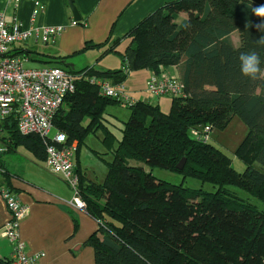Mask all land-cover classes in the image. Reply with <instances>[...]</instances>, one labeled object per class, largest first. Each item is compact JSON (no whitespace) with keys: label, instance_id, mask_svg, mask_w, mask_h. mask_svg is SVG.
<instances>
[{"label":"trees","instance_id":"1","mask_svg":"<svg viewBox=\"0 0 264 264\" xmlns=\"http://www.w3.org/2000/svg\"><path fill=\"white\" fill-rule=\"evenodd\" d=\"M261 4L264 0L169 1L132 29V44L121 54V68L69 71L77 77L75 90L64 98L66 108L61 111L62 104L57 111L53 128L66 135L68 144L77 142L76 155L88 131L100 125L106 108L122 103L101 95L82 73L116 85L124 84L134 71L158 74L179 65L185 92L183 97H171L169 112L141 100L128 106L129 118L117 146L108 132L103 140L113 158L102 183L86 179L75 165L84 210L99 224L83 243L93 248L95 264H264V210L229 188H240L264 202V75L244 77L239 64L240 54L252 50L264 61V49L255 44L264 36L255 25L264 18L251 13ZM180 13L186 17L178 23ZM233 32L239 37L237 46ZM14 52L29 61L60 67L59 58L44 59L30 49ZM233 116L248 128L234 151L245 164L242 173L233 169L220 149L190 135L197 126L224 129ZM84 118L89 120L86 126ZM0 141L5 145L0 153L2 183L16 193L9 185L3 154L23 146L45 161L44 141L36 134L19 133L14 116L1 124ZM183 158L182 168L177 169ZM128 159L208 182L215 191L168 183L140 166L128 165ZM73 225L74 233L75 217Z\"/></svg>","mask_w":264,"mask_h":264},{"label":"crops","instance_id":"2","mask_svg":"<svg viewBox=\"0 0 264 264\" xmlns=\"http://www.w3.org/2000/svg\"><path fill=\"white\" fill-rule=\"evenodd\" d=\"M35 1L18 0L15 8L9 0H0V12L7 20L17 17L30 29L52 26L62 30L51 43H42L31 37L25 44L17 45L16 49L34 50L45 55L44 59L59 58L58 66L67 71H79L86 67L105 71L121 68V54L132 44V29L155 9L172 0H72L80 15L78 22L72 17L68 0H38L43 5L42 9ZM33 14L35 16L31 20ZM39 44H43L41 50ZM39 64L37 66H51ZM136 72H144V82L142 87L133 85L127 88L132 100L167 107L169 103L165 98L169 96L155 97L146 91L145 83L152 71L144 69ZM137 73H129L123 85ZM162 73L180 78V66L162 69ZM74 144L77 145V142L74 141ZM19 147L4 153L2 162L9 173L10 187L28 208V215L19 222L18 228L26 252L30 255L42 253L41 264H95L93 248L83 243L98 230L99 224L84 209L70 203L73 197L71 188L61 176L53 174L44 161L38 160L26 149L29 155L22 161L16 157H5L10 153L16 154ZM74 157L78 159L79 152L77 155L74 153ZM2 182L1 174L0 185ZM73 217L78 221L74 233ZM8 219V210L0 196V261L9 260L12 253V244L1 233Z\"/></svg>","mask_w":264,"mask_h":264},{"label":"built area","instance_id":"3","mask_svg":"<svg viewBox=\"0 0 264 264\" xmlns=\"http://www.w3.org/2000/svg\"><path fill=\"white\" fill-rule=\"evenodd\" d=\"M16 8L18 0H9ZM35 4L40 9L38 0ZM31 16V20L34 18ZM75 23V22H74ZM61 27L41 26L30 29L17 17L7 20L0 12V134L1 124L11 116L15 117L16 127L23 135L36 134L45 145V162L49 170L61 176L73 192L70 203L84 209V202L78 194V174L75 172L73 155L76 151L74 141L67 143L66 135L53 129V118L62 106L64 98L75 90L76 75L57 66L25 67L26 58L16 55V46L35 37L42 43L53 41L61 32ZM88 82L97 85L100 94L120 99L131 105L135 101L128 95L123 84L113 85L110 80L94 74H81ZM146 91L155 96H185L184 85L174 76L167 73H154L145 83ZM210 125L190 129V135L198 142L210 140ZM5 145L0 143V152ZM2 169L0 168V175ZM0 196L9 213L8 221L3 225L2 236L12 244L9 264H41L42 253L30 255L25 250L24 242L19 236V222L28 215V208L22 204L16 193L5 184L0 185Z\"/></svg>","mask_w":264,"mask_h":264},{"label":"rangeland","instance_id":"4","mask_svg":"<svg viewBox=\"0 0 264 264\" xmlns=\"http://www.w3.org/2000/svg\"><path fill=\"white\" fill-rule=\"evenodd\" d=\"M185 17H186L185 13H180L177 22L179 23L181 19ZM231 39L233 41V44L234 45L236 44L235 46H237V44L239 43V37L237 32L232 33ZM41 45L43 44H39L38 46L40 47L39 48L40 50H41ZM37 65H40L39 63H37V61L25 62V67H33ZM132 73H133L132 75H134V73L136 74L137 72L135 71ZM143 73L144 72L137 73L136 76H133L134 77L133 79H128L126 81V85H124V89L126 92H128L127 88L130 89V87L133 85H140V87H142L144 82ZM165 101L169 103V105L167 107H164L163 104V107L161 106V108H163L164 111L162 109L161 110L163 112H169L171 106V97H166ZM160 105H162V103H160ZM65 108L66 105L64 104L61 107V111ZM129 114H130V110L128 108L127 103L123 102L121 104L109 105L106 108L105 113L103 114V118L100 120V125L88 131V133L86 134L83 143H81L79 146L78 159H76V157L73 158L74 164L76 166L78 165L83 176H85L86 179L92 180L96 183H102L105 180V176L107 174V163L112 160L113 156L111 151L105 147L103 140L105 139L106 132H108L114 138V146H117L118 141L121 140L123 135L122 134L123 123L128 120ZM88 123H89L88 118H84L83 125L86 126ZM53 129H51L50 135H53L56 132V130ZM247 132H248V128L241 121V119L238 116H233L229 124H227V126L224 129H218V128L212 129L210 134L209 143L220 149L231 160V165L233 169L238 173H242L244 171L245 164L241 161L240 158H238L235 155L234 151L236 147L239 145V143L246 136ZM27 151L23 146H20L17 149L16 154L10 153L5 157L6 158L16 157L18 158V160L22 161L25 156L28 157L27 155H29L28 154L29 151L28 152ZM127 163L130 166H140L144 168L145 171L151 172L156 178L174 185L181 184L184 187H188L192 189H202L207 192L215 191V187L212 184L208 182H203L199 179L192 177L184 178L182 174L178 172L170 171L168 169H164L161 167L151 168L147 166L144 162L137 161L134 159H128ZM44 164L45 166H47L45 161ZM254 166L257 169L262 170L259 163L254 162ZM229 188L233 190L239 197L248 200L259 210H264V202L252 197V195H250L249 193H247L246 191L240 188H236V187H229Z\"/></svg>","mask_w":264,"mask_h":264},{"label":"clouds","instance_id":"5","mask_svg":"<svg viewBox=\"0 0 264 264\" xmlns=\"http://www.w3.org/2000/svg\"><path fill=\"white\" fill-rule=\"evenodd\" d=\"M251 13L257 17L264 18V4L256 7H252ZM248 26H251L249 24ZM255 27L258 31L264 32V19ZM257 47L264 49V36L255 41ZM262 61L261 56L256 50H252L246 53H241L239 56L240 72L242 76L249 79H257L258 76L264 75V68L261 67Z\"/></svg>","mask_w":264,"mask_h":264},{"label":"water","instance_id":"6","mask_svg":"<svg viewBox=\"0 0 264 264\" xmlns=\"http://www.w3.org/2000/svg\"><path fill=\"white\" fill-rule=\"evenodd\" d=\"M67 3H68V6L70 8V11L72 13V17H73L74 21H76V22L80 21V15L78 13V10L74 6L72 0H68ZM184 162H185V159L184 158L181 159V161L176 165V168L177 169H181L183 164H184Z\"/></svg>","mask_w":264,"mask_h":264},{"label":"bare ground","instance_id":"7","mask_svg":"<svg viewBox=\"0 0 264 264\" xmlns=\"http://www.w3.org/2000/svg\"><path fill=\"white\" fill-rule=\"evenodd\" d=\"M50 43H51V41H50ZM25 44V43H24ZM31 66V65H30ZM174 97H183V96H174ZM64 104V103H63ZM54 130V129H53ZM72 143V142H71Z\"/></svg>","mask_w":264,"mask_h":264}]
</instances>
